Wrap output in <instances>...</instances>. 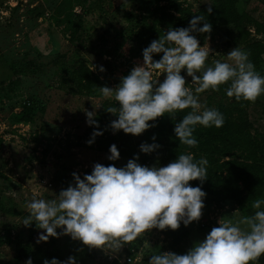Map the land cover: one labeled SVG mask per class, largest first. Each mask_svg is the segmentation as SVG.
Here are the masks:
<instances>
[{"label":"rangeland","instance_id":"374dc122","mask_svg":"<svg viewBox=\"0 0 264 264\" xmlns=\"http://www.w3.org/2000/svg\"><path fill=\"white\" fill-rule=\"evenodd\" d=\"M137 5V0H0L1 199L7 205L11 197L24 211H43L47 203L62 198L67 190L81 199L84 183L85 195L90 196L78 208L84 222L82 229L75 222L68 227L58 226L63 231L59 240L63 235L73 240L69 244L70 264H106L94 233L96 227L103 225L125 233L132 229L134 241L140 243L143 264H185V258L228 233L238 236L241 245L252 253L254 264H264V199L254 205L253 214L245 215L231 201L209 202L205 192L166 172L162 181L156 176L158 195L155 208L151 209L142 179L146 173L157 175L158 168L164 165L165 151L159 148L164 143L162 134L154 128L149 130L140 116L129 119L121 113L122 123L128 130L136 131L135 140L142 141L134 146L136 158L104 167L109 156L91 148L89 138L91 121L102 97L79 94L68 85L58 88L59 79L67 77L80 62L93 68L110 60L117 68L102 80L105 97H120L116 81L130 67L153 80L162 111L174 105L176 95H183L196 114L204 115L209 87L219 77L227 79L231 92L244 80L243 66L234 47L235 31L230 26L191 38L185 44H174L165 52L158 70L149 68L138 45L152 23L146 20L141 24L142 12ZM252 7L257 8L255 15L258 13L264 22L263 3H239L240 9ZM78 19L79 40L70 42L66 30ZM259 38L264 40V33ZM63 52L66 56L56 67L47 65L34 76L20 77L17 85L9 84L14 80L9 70L12 60L47 62ZM262 69L263 76L254 85L248 108L254 127L261 131L264 66ZM27 100L34 102L30 122L21 119ZM150 123L155 124L152 119ZM185 219L189 220L188 237L171 249L161 250V245L169 244L170 239L157 236L155 227L182 224ZM8 229L15 230L16 235L12 243L0 246V263L26 264L11 260L13 250L27 236L21 219L0 213V235ZM180 230L176 233L180 234ZM92 248L96 251L94 257L84 258ZM114 252L118 254V250Z\"/></svg>","mask_w":264,"mask_h":264},{"label":"trees","instance_id":"16d2710c","mask_svg":"<svg viewBox=\"0 0 264 264\" xmlns=\"http://www.w3.org/2000/svg\"><path fill=\"white\" fill-rule=\"evenodd\" d=\"M137 1V9L142 12L141 24L146 20L152 23L145 36L141 37L139 53L154 70L161 67L165 52L174 44H185L191 38L230 26L235 31L234 47L243 66L244 80L231 92L227 79L219 77L209 87L204 115L196 114L192 103L185 102L183 95H176L174 105L162 111L156 85L143 73L130 67L124 69L116 81L120 97L114 95L109 99L105 97L102 80L108 78L117 64L105 60L90 68L82 61L67 77L59 79L58 88L68 85L79 94L102 97L89 128L92 132L90 147L109 156L104 167L136 158L134 146L142 140H135L136 131L126 128L120 114H128L129 119L138 115L149 130L154 128L162 134L164 143L159 148L165 151V161L161 166L170 175L175 174L205 192L209 202L221 204L231 201L245 215L253 214L254 205L264 199V130L254 127L248 112L254 85L263 76L264 66V40L259 38L264 33V22L258 13L255 15L257 8L240 9L242 0H193L192 4H184L180 0ZM256 1L264 4V0ZM80 27L81 20L78 19L67 28L70 42H78ZM65 56L64 52L56 53L47 62L31 58L12 60L9 70L14 80L9 84L17 85L20 77L34 76L47 65L56 67ZM33 107L31 100L23 104V121H31ZM160 111L162 115L158 116ZM150 119L154 125H150ZM2 143L0 133V149ZM81 188V199L74 196L72 190H67L62 198L47 203L45 210L37 212L18 209L11 197H8L10 204H4L0 192V213L20 218L22 230L27 232L26 240L13 250L11 260L26 264H70L72 249L69 244L73 240L66 235L59 240L58 235L63 231L58 226L68 227L70 222H75L82 229L84 222L78 208L88 201L90 194L85 195L84 183ZM188 221L155 227L157 236L170 239L169 244L161 245V250L171 249L188 237ZM177 229H181L180 234L176 233ZM12 238L8 229L0 237V246L12 243ZM133 244L135 249L140 246L138 241L133 240ZM95 252L92 248L84 258L94 257ZM184 262L254 264L252 253L233 233L215 237Z\"/></svg>","mask_w":264,"mask_h":264},{"label":"built area","instance_id":"2783aa9c","mask_svg":"<svg viewBox=\"0 0 264 264\" xmlns=\"http://www.w3.org/2000/svg\"><path fill=\"white\" fill-rule=\"evenodd\" d=\"M149 68L152 69L151 65L147 63ZM133 71L139 72V70L132 69ZM142 73V72H140ZM128 115V114H127ZM129 118V115L128 117ZM167 171L163 167H159L157 175L146 174L143 177V187L146 198H150V208H155V200L158 195V187L155 182L158 180L162 181L163 175ZM175 175V174H174ZM155 184V185H154ZM166 205V204H164ZM163 206V205H162ZM164 207V206H163ZM11 236L15 235V230L9 229ZM3 234L4 231H1ZM94 233L99 238V250L104 255V261L106 264H143V257L141 255V249H135L133 240V230H129L127 233L120 232L108 227L98 226L94 229ZM2 235H0L1 237ZM118 250V254L114 251Z\"/></svg>","mask_w":264,"mask_h":264}]
</instances>
